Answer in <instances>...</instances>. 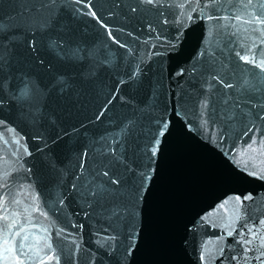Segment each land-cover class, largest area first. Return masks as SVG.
<instances>
[{
    "label": "water",
    "instance_id": "obj_1",
    "mask_svg": "<svg viewBox=\"0 0 264 264\" xmlns=\"http://www.w3.org/2000/svg\"><path fill=\"white\" fill-rule=\"evenodd\" d=\"M157 3L92 0L109 36L76 0H0V225L18 214L12 231L25 228L44 264H245L240 228L253 249L264 237V72L237 56L264 59L243 23L264 0ZM101 165L123 182L118 218L89 195L111 188ZM3 239L0 264H39Z\"/></svg>",
    "mask_w": 264,
    "mask_h": 264
},
{
    "label": "snow or ice",
    "instance_id": "obj_2",
    "mask_svg": "<svg viewBox=\"0 0 264 264\" xmlns=\"http://www.w3.org/2000/svg\"><path fill=\"white\" fill-rule=\"evenodd\" d=\"M145 3L149 4V5H153L154 7H164L163 4H158L157 0H144ZM206 2H212V0H206ZM76 3L78 4H82L85 7H87L89 9V11L86 13L88 15H91L93 18L97 19L98 22H100L102 24V26L105 27L106 31H108L109 36H111V30L107 28L106 25H103V22L100 21V18L97 17L95 10L93 9V5H92V0H76ZM252 0H248V4H251ZM182 7V6H181ZM248 5H245V8H247ZM255 8V6H253ZM132 11H136V8H132ZM162 14V13H161ZM183 14V13H181ZM203 18V17H201ZM220 19V20H224V19H228L227 16H221V17H214V16H208L207 19ZM189 19H191V17H189ZM241 20V16L239 14V12L234 13L231 17V21L228 25H225L226 28H236V22ZM167 22V20H165V23ZM244 24H248V25H256L257 27H254L252 30L254 32H259L261 37H264V28H260L258 26H264V4L261 5V8L259 11L253 10L246 19L243 20ZM150 27V26H149ZM113 39L115 40L116 38L113 37ZM117 43H119V41H116ZM34 41H30V46L34 47ZM261 43L264 44V39L261 40ZM53 44L56 45L57 47H59L60 45L56 43V41H53ZM121 47H124V45H121ZM253 47H255V45H253ZM248 52H251L252 49L249 48L247 50ZM83 52V49H81L79 46L77 47H72L71 45H69L67 48L63 49V54L65 56H67L69 58V60H76V59H80L81 53ZM256 55L257 53L252 52V56L253 59H249V55L247 54V52L245 54H241L239 52H237V56L239 57V59L241 61H243L244 63H248V64H252L255 67H258L261 69L262 72H264V59H261L259 61L256 60ZM0 71H2V69H0ZM4 80H6V77L4 78ZM4 80H0V89L3 88L4 86ZM245 83H247V81H245ZM227 87H232V84H227ZM29 89L27 87H25L22 91V95H27L28 94ZM167 127V122H164L160 125V129L157 131L156 137H154V142H153V146L151 149L152 155L155 156L156 153V149H155V143H157L159 141V138L166 134L164 132V130ZM251 132L252 137H255L257 130L253 127V126H249L248 129L245 130L244 135L248 136L249 133ZM261 138L264 139V133L261 134ZM252 139H249V143H252ZM116 152H117V148L116 147H111V152L110 154L113 157V161L115 164H119L122 162V160L116 156ZM101 169L102 171L100 172V175L103 177L108 178L107 179V185H110L111 188H109L108 186L105 185H96L94 190H90L89 195L94 196L97 198V200L99 201L100 199H107L109 200V208L110 211L112 213V215L116 216L117 218L121 215V209L123 207H126V205H123L121 203V185H122V180L120 179V177L116 174L115 171H113V168L111 166L109 167H105L104 165H101ZM147 179V177L145 178ZM73 187H75V185H73ZM3 195H8V193H0V197H2ZM239 199V198H238ZM245 200L251 199L250 196H245L244 198ZM13 203H20V201H13ZM0 207H7V202H4L3 204H0ZM223 207V205L221 206ZM25 212H27V208L25 209ZM16 218L12 219L10 223H5L0 225V233L4 234V239H3V243L5 245V251L6 252H10V253H15V252H19L21 255H25L28 256L30 259L32 260H38L39 264H44L43 259L40 258V249H36L35 251H33V246L32 245H27V251L26 249V245L25 242L29 240V235L26 234L25 228L23 226H20L18 228V230L16 231H12L13 229L17 228V225L20 224L19 221V217L18 214H13ZM42 215H44V213H42ZM3 219L5 221H8L9 217L7 216V214H5V216L3 217ZM29 222L30 219H29ZM260 224H264V219L259 221ZM33 227H36V225H33ZM81 227H83L81 225ZM253 227H255V225H253ZM46 231V229L44 230ZM234 231H229L227 232L228 236H233L234 235ZM245 231H247L248 236L251 238H246L245 237ZM22 233H24L22 235ZM239 236V239L236 240V243L241 245L242 250L244 252V256L243 259L245 260V264H251V260L250 258L246 255L248 252H256L258 253V255H255V259L256 260H261V258H264V237H262L259 241L258 244L259 246L256 247L255 249H253L251 247V245H253L254 241H256V233L252 230V228H249L247 223H245L241 228L239 233L237 234ZM9 237H19L20 238V243L17 246L15 239H12L11 243L9 240ZM111 238V237H109ZM48 247L50 248L51 245H48ZM31 254V255H29ZM17 259H19V257L17 256ZM48 260L52 259L51 255L47 256ZM237 257L233 256V260H236ZM57 264H59V258H57ZM262 264H264V262H262Z\"/></svg>",
    "mask_w": 264,
    "mask_h": 264
}]
</instances>
